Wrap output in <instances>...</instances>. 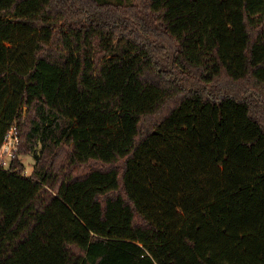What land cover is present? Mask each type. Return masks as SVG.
<instances>
[{"label":"trees","instance_id":"obj_1","mask_svg":"<svg viewBox=\"0 0 264 264\" xmlns=\"http://www.w3.org/2000/svg\"><path fill=\"white\" fill-rule=\"evenodd\" d=\"M13 124L0 264H264V0H0Z\"/></svg>","mask_w":264,"mask_h":264},{"label":"built area","instance_id":"obj_2","mask_svg":"<svg viewBox=\"0 0 264 264\" xmlns=\"http://www.w3.org/2000/svg\"><path fill=\"white\" fill-rule=\"evenodd\" d=\"M19 143L18 129L13 124L6 130L0 143V170H10L11 161L19 151Z\"/></svg>","mask_w":264,"mask_h":264},{"label":"rangeland","instance_id":"obj_3","mask_svg":"<svg viewBox=\"0 0 264 264\" xmlns=\"http://www.w3.org/2000/svg\"><path fill=\"white\" fill-rule=\"evenodd\" d=\"M126 1H130V0H126ZM26 111V109H24V112ZM67 149H62L59 154H58V161L61 164L65 163L66 160V155H67ZM20 160L23 162L25 168H24V172L23 175L28 177L30 176L31 172H32V168H33V164H34V159L33 156L28 154H20Z\"/></svg>","mask_w":264,"mask_h":264}]
</instances>
